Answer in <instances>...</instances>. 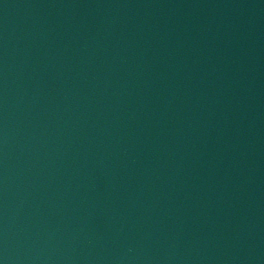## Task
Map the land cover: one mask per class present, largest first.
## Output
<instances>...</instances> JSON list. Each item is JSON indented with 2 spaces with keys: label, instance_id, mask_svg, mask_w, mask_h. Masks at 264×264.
Returning a JSON list of instances; mask_svg holds the SVG:
<instances>
[{
  "label": "water",
  "instance_id": "obj_1",
  "mask_svg": "<svg viewBox=\"0 0 264 264\" xmlns=\"http://www.w3.org/2000/svg\"><path fill=\"white\" fill-rule=\"evenodd\" d=\"M0 264H264V0H0Z\"/></svg>",
  "mask_w": 264,
  "mask_h": 264
}]
</instances>
